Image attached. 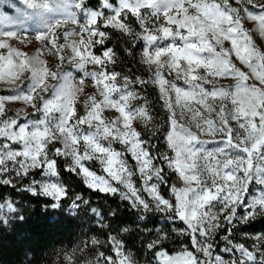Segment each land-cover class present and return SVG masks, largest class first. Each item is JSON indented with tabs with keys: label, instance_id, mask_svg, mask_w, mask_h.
<instances>
[{
	"label": "snow or ice",
	"instance_id": "obj_1",
	"mask_svg": "<svg viewBox=\"0 0 264 264\" xmlns=\"http://www.w3.org/2000/svg\"><path fill=\"white\" fill-rule=\"evenodd\" d=\"M25 2L35 6L33 0ZM86 4L87 0H78L77 7L84 9ZM235 5L230 0H105L102 10H84L83 20H58L46 35L35 37L56 56L55 70L41 58L43 49L30 56L11 46L13 35L0 37V49L7 50L0 52V81L16 93L0 99V177L14 173L26 178L33 171L59 177L57 158L70 160L65 170L80 176L89 189L119 196L141 215L160 213L173 224L183 223L185 227L173 231L190 241L191 250L185 245L165 264H264L259 244L254 252L229 238V229L240 221L264 217V197L246 207L243 216L237 212L248 203L245 197L253 182L264 192V40L258 47L253 39V32L264 38V4L235 0ZM61 27L63 43L56 33ZM109 29L131 39V46L124 48L128 56L142 43L139 62L148 78L108 69L117 63V53L106 46ZM65 62L83 70V76L75 83L65 77L54 86L49 81L58 80ZM222 79L234 84L225 87ZM86 80L92 82L95 94L83 100L80 114L76 105ZM149 84L158 88L167 128L154 123L147 101L135 87ZM10 102L23 107L9 115ZM29 108L44 118L31 120ZM105 110L115 114L106 116ZM137 121L149 130L148 138L134 126ZM157 133L165 148L153 142ZM210 144L215 147L209 148ZM93 160L106 175L83 163ZM173 173L179 183H170ZM4 184L16 187L11 175L0 178ZM161 186L168 187L169 198L162 195ZM27 190L48 195L54 202L68 195L58 182L30 184ZM226 225L229 234L220 237L225 246L216 252L215 241ZM157 233L149 249L167 238L166 232ZM256 241H264V235ZM107 243L115 257L99 251L95 264L101 260L136 264L116 241ZM93 262L85 259V264Z\"/></svg>",
	"mask_w": 264,
	"mask_h": 264
},
{
	"label": "trees",
	"instance_id": "obj_2",
	"mask_svg": "<svg viewBox=\"0 0 264 264\" xmlns=\"http://www.w3.org/2000/svg\"><path fill=\"white\" fill-rule=\"evenodd\" d=\"M85 7L97 9V3L88 0ZM57 160L60 180L68 192L58 208L53 200L34 196L19 186L0 185V201L11 198L18 211L8 224L0 222V264H85L86 258L94 259L99 251L114 255L108 239L121 242L136 260L144 262L153 261L160 250L176 254L185 245L191 250L190 241L173 231L170 224H163L161 216L141 215L119 196L89 189L80 176L65 170L64 159ZM75 196L83 200L71 212L69 207ZM245 228L252 233H264V217L251 221ZM159 230L166 232L167 238L149 249ZM91 239L100 243L92 245Z\"/></svg>",
	"mask_w": 264,
	"mask_h": 264
},
{
	"label": "rangeland",
	"instance_id": "obj_3",
	"mask_svg": "<svg viewBox=\"0 0 264 264\" xmlns=\"http://www.w3.org/2000/svg\"><path fill=\"white\" fill-rule=\"evenodd\" d=\"M97 3V9L96 10H102L101 6L102 3L105 2V0H95ZM88 2V0H87ZM253 4L261 5L264 4V0H252ZM78 0H33V4L35 6H30L29 3H26L25 0H0V37H8L10 34L13 35L16 39L9 40V43L13 48H17L23 52L28 53L30 56L36 55L37 52L41 49H43V45L35 40V37L38 35H46L48 31L54 27L56 22L58 20H70V19H84L83 12L84 10H87L88 12H91L93 8H86L84 6V9L77 7ZM230 3L233 6L235 5V0H230ZM47 5V7H45ZM250 10L255 11L256 9H252V6H248ZM105 12H107V9H103ZM135 26V25H134ZM68 27H72L69 25ZM72 30H75V27L72 28ZM65 31L64 27L56 29V33L58 35V42L63 43V32ZM111 33L110 39L106 42V46L113 47V50L117 53V63L115 65L109 64L107 67L109 70L117 71L121 73L122 75H129V76H141L144 78H148L149 73L145 71V66H143L139 62V49L142 47V43L137 44L136 49L133 50V56L123 55L120 53V51L124 52L125 47L131 46V39L127 36H122L118 32H112L111 29L107 30ZM119 37V38H118ZM25 39L24 43H21V40ZM253 39L256 41L257 46H261V41L264 40V38H261L258 33L253 32ZM121 40V42L119 41ZM226 46L228 43L226 42ZM50 47V46H49ZM120 50H118V48ZM261 51H264V47H261ZM0 52L6 53V49H0ZM41 58L44 59L47 62V65L55 70L56 65L58 63V60L55 55L49 54L47 49H43L41 52ZM238 66L239 61H236ZM242 67V66H241ZM88 69L94 70L93 65H89ZM29 74H25V77ZM83 76V70L78 68L77 66L73 65L71 62H65L62 65L61 74L57 81H49L50 83H54V86L57 84H62L64 82L65 77L70 78V82H78L80 78ZM169 79H172V77H168ZM119 79V78H118ZM19 83V82H18ZM178 85L181 87H187L182 84L181 81H177ZM221 84L225 87H229L232 84H234V81L230 79H222ZM26 87V83L24 85ZM136 89L140 92V94L145 98L147 101V106L150 109L153 117H154V123L157 125L164 124L165 128H167L166 121V110L163 107V101L159 99V93L158 88L152 84H149L147 86H144L141 88L139 85L135 86ZM95 94V89L92 87V82L90 80H86L85 85V93H82L79 98V102L77 103V111L80 114L84 113V107H83V100L87 99L88 95ZM0 95H4L0 97V99L6 100L8 96L15 97L16 93L12 92V86L8 85L4 81H0ZM51 93H46V98L50 97ZM99 98V97H98ZM136 103H143V101H138ZM23 105L19 102H10L6 104V108L8 109L9 115H14L16 111L20 110ZM28 112L30 113L31 120L36 119H43L41 113H33L32 109H28ZM114 110L109 112L108 110H105L106 116H112L114 115ZM58 115V114H57ZM23 122V121H21ZM134 126L138 128L143 133V138H148L150 136V132L148 129L144 128V125L140 122H134ZM87 130V127L84 126ZM153 142L160 148H165V144L163 143V138L160 133H157V137H153ZM58 146V145H57ZM117 150H122L121 145L114 144L113 145ZM14 147H18V145H14ZM209 148L215 147L214 144H210L208 146ZM59 159V158H57ZM126 159L128 160L129 164L133 167L135 166V162L131 159V156H126ZM71 161L68 160L66 163H70ZM85 166H87L90 170L96 172L98 175H106L101 169V166L98 161H84L83 162ZM11 175L13 177V183L16 186L21 187V190L24 189L32 194V191L27 190L30 184L38 185L41 182L45 183H53L58 182L62 183L59 177H51L47 178L42 175H38L36 171H33L30 173L29 177L26 178H18L15 177L14 173H6L3 177L5 178L7 176ZM137 181V186H139L140 181L134 177ZM170 183L171 182H177L175 178V174H171L169 177ZM63 184V183H62ZM7 185V184H4ZM64 185V184H63ZM11 186V185H9ZM65 186V185H64ZM14 187V186H11ZM117 187H119L117 185ZM66 188V186H65ZM67 189V188H66ZM163 191L167 192L164 194ZM161 192L162 195H164L166 198H169V189L167 186H161ZM34 195V194H32ZM143 195H147L146 193ZM39 197H44L47 199L52 198L48 195L39 194L34 195ZM264 197V192L261 191V185L253 182L249 188L248 192L246 194L245 200L248 202L244 205V207H241L237 210L238 215L243 216L245 214V208L250 206L252 202L255 200ZM64 199V198H62ZM150 200V198H149ZM60 202H56L55 208H58L60 206ZM130 203V202H129ZM79 208V201L75 200L71 203L69 210L71 212L76 211ZM134 208V207H133ZM11 209V210H10ZM135 209V208H134ZM18 211L16 207V202H14L11 198H7L4 201H0V222L4 224H8L11 219H13L15 216H17ZM159 215L161 216V222L163 224L168 223L173 228H182L185 226H181L180 223L182 222H176L175 224L169 222L167 219L164 218V216L160 213H149L145 216H154ZM257 218H253L251 220H248L245 218L244 220L240 221V224L236 226H233L231 229H229L232 234L229 236L230 239H232L235 243H243L246 247L249 248L251 251H256V246L259 244L262 251H264V241L257 242L256 240L260 239L261 235H264V233H252L248 230H246L245 226H247L251 221H254ZM228 226L226 225L225 228L221 229L219 231L217 240L215 241V251L220 252L221 249L225 246V241L223 239H220L221 236L228 235ZM227 237H224L226 239ZM118 244H120L121 249H124L126 252H128V255L133 257V259L136 261V264H165V261L171 260L174 256H179L181 252L176 254H169L166 250H161L156 254V257L151 262H144V261H138L134 257V255L127 251L123 244L119 241H116ZM227 258V254H223ZM257 259H259V252H256ZM115 257V253L113 255ZM96 258V255H95ZM95 258L93 259V264H95ZM73 262V260H72ZM100 264H103V261H100Z\"/></svg>",
	"mask_w": 264,
	"mask_h": 264
}]
</instances>
